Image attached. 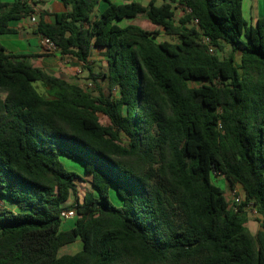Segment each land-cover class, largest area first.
<instances>
[{
    "label": "trees",
    "instance_id": "trees-1",
    "mask_svg": "<svg viewBox=\"0 0 264 264\" xmlns=\"http://www.w3.org/2000/svg\"><path fill=\"white\" fill-rule=\"evenodd\" d=\"M62 2L70 10L53 23L41 12L36 31L94 88L0 44V264H264V16L249 24L244 0ZM36 14L0 0V35ZM140 15L153 32L121 25ZM216 177L243 191L237 211Z\"/></svg>",
    "mask_w": 264,
    "mask_h": 264
},
{
    "label": "crops",
    "instance_id": "crops-1",
    "mask_svg": "<svg viewBox=\"0 0 264 264\" xmlns=\"http://www.w3.org/2000/svg\"><path fill=\"white\" fill-rule=\"evenodd\" d=\"M5 2H13L14 0H3ZM114 3L122 4L125 0H112ZM104 8V4L100 5ZM253 7V6H252ZM70 10L62 0H40L37 7V23L41 12L47 13V19L50 22L55 21V14ZM258 16L260 13H258ZM257 20V18H256ZM10 27L15 30L14 33L0 35V44L9 52L16 54H24L30 56L32 64L43 67L47 72L63 78L71 83L83 86V78L86 71L82 68V64L72 57H68V63L64 61L58 54L49 53L42 46V35L37 33V24L26 18L10 23ZM92 61V60H91ZM71 202L69 200L68 204Z\"/></svg>",
    "mask_w": 264,
    "mask_h": 264
},
{
    "label": "rangeland",
    "instance_id": "rangeland-1",
    "mask_svg": "<svg viewBox=\"0 0 264 264\" xmlns=\"http://www.w3.org/2000/svg\"><path fill=\"white\" fill-rule=\"evenodd\" d=\"M142 2L146 3V0H140ZM116 3V2H115ZM117 4V3H116ZM253 6V7H252ZM174 10L176 13L177 18L181 17L183 15V7L181 5H174ZM243 13H244V18L246 19V21L249 24H254L256 21V18L262 17L264 16V0H244L243 2ZM258 13H260V15L262 16H258ZM127 24H136L138 26H141L151 32H153L155 30V26H153L149 20L146 19V17L144 15H140L135 19H131V20H127L124 21L123 23H121V25H127ZM163 40H175L172 37L166 36L164 34H161V36H159L158 38V42L163 41ZM91 66L93 67V69L95 70V72H100V71H104L106 70V62L105 59L102 57L101 52L100 51H96L93 55V57L91 58ZM91 81L89 79V74L86 71V75L83 78V86L86 88V85L88 84V82ZM193 86H198L200 85V83H192ZM38 89H40V91H42V88L40 85H37ZM94 87H91V89H93ZM99 119L100 122L102 124H109V119L104 116L103 114H99ZM63 163L65 168L68 171H72V172H76V173H82L84 170V165L73 161L71 159H63ZM215 182L217 183L218 186L221 187L222 190H224V192L226 193V197L227 199H231L232 195H231V189L228 186L226 180L222 177L219 178H215ZM77 193H78V197L79 199H82L84 194H86L87 192H89L90 188L88 185L83 184V183H78L77 185ZM71 203H75V197L71 198ZM248 213H249V222H248V227L250 228V230L253 233H256L257 230L259 229V223L257 222L256 218L257 215L254 213V210L252 208H248ZM74 222L75 219H69V220H64L62 223V229L63 230H69L70 228H72L74 226ZM82 249V243L80 240L76 241L75 243L66 245L64 247H62L59 251V255L63 256V255H73L76 254L78 252H80Z\"/></svg>",
    "mask_w": 264,
    "mask_h": 264
},
{
    "label": "built area",
    "instance_id": "built-area-1",
    "mask_svg": "<svg viewBox=\"0 0 264 264\" xmlns=\"http://www.w3.org/2000/svg\"><path fill=\"white\" fill-rule=\"evenodd\" d=\"M21 1H23V2L27 3L28 5L32 6L33 9H35L36 11H37L38 4L40 3V0H21ZM30 18H31V21L33 23L37 24L36 15H33ZM203 41L208 46L209 53L213 54L215 49L211 45L210 39L206 38V37H203ZM42 46L49 53L56 54V53L59 52L57 46L55 45V43L53 41L49 40L48 38L43 37V36H42ZM63 61H64V64H67L68 63V57H65L63 59ZM86 87L87 88H91V87H93V85L91 83H88L86 85ZM231 195H232V197H231V199H229L230 206H231L232 209L237 211L238 207L241 205V203L243 201V191L239 187H235L234 189H231ZM2 205H3V203L0 200V207ZM253 210H254V213L257 215L256 210L255 209H253ZM76 216H77V212H76L75 209H71V210L65 209V210H63L61 212V217L64 220L74 219Z\"/></svg>",
    "mask_w": 264,
    "mask_h": 264
}]
</instances>
